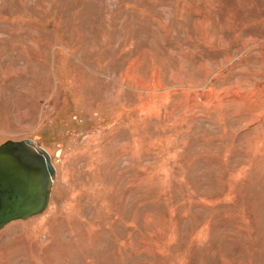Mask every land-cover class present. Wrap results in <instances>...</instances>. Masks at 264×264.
I'll return each instance as SVG.
<instances>
[{"label": "rangeland", "instance_id": "1", "mask_svg": "<svg viewBox=\"0 0 264 264\" xmlns=\"http://www.w3.org/2000/svg\"><path fill=\"white\" fill-rule=\"evenodd\" d=\"M20 140L55 174L0 264H264V0H0Z\"/></svg>", "mask_w": 264, "mask_h": 264}, {"label": "water", "instance_id": "2", "mask_svg": "<svg viewBox=\"0 0 264 264\" xmlns=\"http://www.w3.org/2000/svg\"><path fill=\"white\" fill-rule=\"evenodd\" d=\"M51 174L49 164L31 156L22 142L0 146V226L42 210ZM26 182L30 183V193Z\"/></svg>", "mask_w": 264, "mask_h": 264}, {"label": "bare ground", "instance_id": "3", "mask_svg": "<svg viewBox=\"0 0 264 264\" xmlns=\"http://www.w3.org/2000/svg\"><path fill=\"white\" fill-rule=\"evenodd\" d=\"M251 2V1H250ZM245 3V2H244ZM241 8V7H240ZM20 142H22L23 144H24V146H25V148H27L28 149V152L31 154V156H33V157H36V158H39V159H41V160H45L48 164H50L49 166H51V168H52V174H51V176H50V180H49V194H48V199H47V203H46V205L44 206V208L41 210V211H39L38 213H36L35 215L33 214V215H31V216H29V217H26V218H20V219H16V220H11V221H7V222H5L4 224H2L1 226H0V230L2 229V228H4L6 225H8L9 223H11V222H14V221H19V220H26V219H28V218H32V217H35V216H37V215H41L43 212H44V210L46 209V207H47V205H48V201H49V196H50V192H51V189H52V186H53V178H54V174H55V171H54V167H53V165L51 164V161H50V159H49V157H48V155L44 152V150H42V149H38L36 146H34V144H32V142H30L29 140H20ZM38 145V144H37ZM25 187L28 189V192L30 193L31 192V186H30V183H28V182H26L25 183Z\"/></svg>", "mask_w": 264, "mask_h": 264}]
</instances>
